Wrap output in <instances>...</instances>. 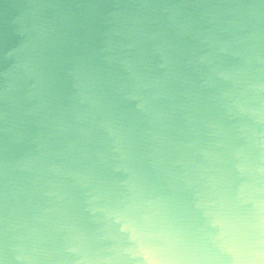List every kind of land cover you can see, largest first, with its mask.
I'll return each instance as SVG.
<instances>
[{
	"label": "water",
	"instance_id": "1",
	"mask_svg": "<svg viewBox=\"0 0 264 264\" xmlns=\"http://www.w3.org/2000/svg\"><path fill=\"white\" fill-rule=\"evenodd\" d=\"M239 12L251 15L241 24ZM58 21L76 36L70 50L50 61L45 80L21 87L13 103L6 89L26 47L46 22ZM169 45L196 58L215 128L189 133L175 115L161 124L138 107L147 109L166 79ZM115 87H123L126 98L107 124L129 130L141 153L149 134L162 131L165 157L174 162L183 155L180 171L189 160H202L198 149L219 133L241 151V163L264 167V0H0V214H7L14 195L24 204L40 184L53 193L45 199L54 201L60 188L80 199L78 177L69 174V160L81 147L76 128L91 126V146L120 163L98 115L101 91ZM0 259L14 264L10 255Z\"/></svg>",
	"mask_w": 264,
	"mask_h": 264
},
{
	"label": "clouds",
	"instance_id": "2",
	"mask_svg": "<svg viewBox=\"0 0 264 264\" xmlns=\"http://www.w3.org/2000/svg\"><path fill=\"white\" fill-rule=\"evenodd\" d=\"M236 15L242 24L251 14ZM75 39L62 21L46 22L26 47L8 98L15 103L14 94L29 80H45L50 61ZM168 47L166 79L146 101L149 107H138L161 124L175 115L189 133L215 128L196 58ZM125 98L123 87L98 97L101 126H108L120 163L91 146V126L74 129L81 147L69 160V174L78 177L83 195L77 200L60 188L48 200L53 193L44 184L28 191L24 204L14 195L7 214H0V253L14 264H264V167L241 163V151L216 133L214 142L198 149L202 160L176 171L183 155L174 162L165 157L162 131L149 134L141 153L129 130L107 124Z\"/></svg>",
	"mask_w": 264,
	"mask_h": 264
}]
</instances>
